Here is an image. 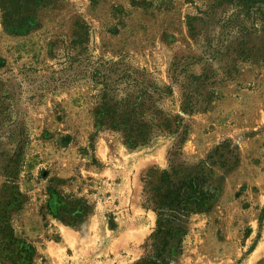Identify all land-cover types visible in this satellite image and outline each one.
Instances as JSON below:
<instances>
[{
    "label": "rangeland",
    "instance_id": "1",
    "mask_svg": "<svg viewBox=\"0 0 264 264\" xmlns=\"http://www.w3.org/2000/svg\"><path fill=\"white\" fill-rule=\"evenodd\" d=\"M192 1L57 0L37 9L39 26L27 34L0 20V192L18 172L24 199L10 224L36 248L32 264H133L145 254L156 215L142 207L141 178L168 166L177 138L128 147L95 126L100 87L87 65L121 61L167 86L175 53L195 52L185 18ZM80 20L87 43L73 31ZM178 106L177 94L164 102L173 113ZM184 124L182 160L195 163L230 141L239 163L214 167L216 197L189 216L177 264H264V64L241 65L211 108ZM49 190L89 206L84 228L49 215Z\"/></svg>",
    "mask_w": 264,
    "mask_h": 264
},
{
    "label": "trees",
    "instance_id": "2",
    "mask_svg": "<svg viewBox=\"0 0 264 264\" xmlns=\"http://www.w3.org/2000/svg\"><path fill=\"white\" fill-rule=\"evenodd\" d=\"M57 0H0V20L9 32L27 34L39 26L36 11ZM138 4V1L135 2ZM186 15L193 54L175 53L168 85L159 86L145 70L121 61L89 63V79L99 86L93 98L95 126L119 133L128 147H139L159 136H176L164 169L150 168L141 178L142 207L156 215L145 254L133 264H177L191 214L208 209L215 199L214 167L231 169L239 163L237 147L230 141L217 145L195 163L182 160L188 135L184 116L207 112L218 99V90L238 76L243 64H264V0H197ZM88 42L89 27L73 22V31ZM0 61V68L3 67ZM179 97L176 113L164 102ZM19 168V166H18ZM18 173V172H17ZM17 173L8 175L9 185L0 192V264H32L36 248L19 237L10 222L22 209L24 199L13 184ZM49 215L62 223L84 228L89 206L81 199H67L49 190Z\"/></svg>",
    "mask_w": 264,
    "mask_h": 264
}]
</instances>
